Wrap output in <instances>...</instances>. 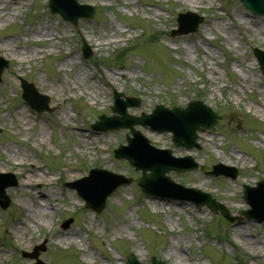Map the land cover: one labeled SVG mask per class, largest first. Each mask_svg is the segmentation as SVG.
<instances>
[{"label": "rangeland", "instance_id": "1", "mask_svg": "<svg viewBox=\"0 0 264 264\" xmlns=\"http://www.w3.org/2000/svg\"><path fill=\"white\" fill-rule=\"evenodd\" d=\"M4 1L0 57L9 65L0 80V173H13L18 185L6 189L11 202L0 209V264H32L21 251L43 242L39 260L45 264H127L129 253L144 264L152 256L166 264H264V222H229L206 207L146 197L137 185L141 172L113 157L117 146L126 145L128 130L90 129L99 115L112 114L113 91L140 100L139 107L127 109L134 116L155 105L204 103L220 119L213 129L198 132L200 149L175 148L169 133L135 128L151 146L198 163L194 171L168 173L173 181L210 194L231 215L248 209L243 185L264 179V77L251 51L264 50V17H254L238 0H79L93 5L95 14L73 27L50 14L47 0ZM187 10L203 15V23L193 34L171 37L177 14ZM82 40L91 53L86 59ZM87 72L97 80L86 78ZM19 78L48 97L51 113H36L21 100ZM147 133L168 135V146L155 145ZM218 163L237 169V177L205 174ZM91 168L131 179L106 199L99 214L64 187ZM34 171L52 180L46 178L44 187L33 178L24 184ZM41 189L50 193L57 211L24 234L13 232L15 223L30 220L28 207ZM244 221L252 224L240 228ZM64 235L71 240H59Z\"/></svg>", "mask_w": 264, "mask_h": 264}, {"label": "water", "instance_id": "2", "mask_svg": "<svg viewBox=\"0 0 264 264\" xmlns=\"http://www.w3.org/2000/svg\"><path fill=\"white\" fill-rule=\"evenodd\" d=\"M243 4V7L247 8L254 16L261 15L264 16V0H240ZM49 8L52 13L59 14L65 21L71 22L73 25H76L77 19L80 17L91 18L94 9L93 7L86 5H78L77 0H49ZM189 17V18H186ZM178 29L172 32L173 35H184L192 33L197 29L198 24L201 23L202 18L195 15H181L178 20ZM87 50V49H86ZM87 52V51H86ZM256 58L259 61L260 70L264 75V52L256 49L253 50ZM7 66L6 61L0 59V74L4 67ZM23 98L26 101L36 102L39 101L40 105L32 104L34 107H37L36 110L42 111L47 107V99L45 97H39L36 91L34 90L33 85H27L22 82ZM120 94H115V106L111 108L112 112L119 114L121 117L111 116L110 118L101 116L100 121L97 122L93 129L97 131H108V130H118V129H129L133 138L127 137V142L129 146L119 147L114 151V155L118 159H126L132 164L137 170L142 168V176L139 179V188L146 194L154 197L161 198H175L181 200H188L191 203H195L198 208L205 205L208 207L212 213L219 212L220 215H224L230 221H233L234 218L230 217L228 211L219 203H216L209 195L202 193L194 189H185L180 185L175 184L169 177L165 176V173L174 170L176 172L188 171L195 169L197 167L196 163L186 156L183 158H174L170 154L169 150L165 151H153L148 149V141L144 139L140 132L134 129V125L149 126L153 130L160 132H171L173 134V145L179 147L183 146L185 148L197 147L196 143V131L209 129L214 126L217 119L219 118L212 110L207 106L203 105L200 102H193L187 107V109H167L163 106H156L152 111V114L144 115L140 117L130 116L126 113V108L128 106L137 107L139 101L134 99H128V102L120 105L118 97ZM144 146L143 150L148 151L146 153H141L137 146ZM164 160V162L159 163L157 159ZM149 162L152 164V174L148 177L145 174V169L142 166H145V163ZM230 168L224 166L214 167V171L211 174L220 175L221 173L225 176H230L234 178L235 174L229 173ZM93 174H97L94 178H84L74 183L67 184L66 186L76 188L81 190L82 185L90 186L91 191L100 190L97 196H92L90 192L83 191L84 194L80 191L81 195L86 201V206L93 209V211L100 212L104 207V203L107 196H109L115 188L119 187L124 183H129V180L124 179L121 176H117L111 173L104 171H94ZM2 175H0L1 177ZM10 177L12 181L6 183L0 187V198H5L4 187L8 185H16V180L12 176ZM106 176L107 178L113 179L111 183L105 182L102 178ZM80 184V185H79ZM77 185H79L77 187ZM257 188L245 187L244 200L248 203L252 210L242 211L240 214L246 218H255L259 221H264V213L259 211L254 207V204L251 203L250 195L260 189H264V181H259L257 183ZM78 190V191H79ZM169 192L178 193L171 194ZM191 194V196H188ZM7 199V198H6ZM6 203H1L3 208L7 205ZM38 250H44V247H35L32 254H23L25 257L37 258ZM129 264H141L133 255L128 257ZM39 264V263H37ZM42 264V263H40ZM151 264H165L164 262L158 261L154 258H151Z\"/></svg>", "mask_w": 264, "mask_h": 264}, {"label": "bare ground", "instance_id": "3", "mask_svg": "<svg viewBox=\"0 0 264 264\" xmlns=\"http://www.w3.org/2000/svg\"><path fill=\"white\" fill-rule=\"evenodd\" d=\"M3 6H4V9H5L8 6V3L6 1H4V0H0V10H1V8H3ZM101 44L102 43L98 41L95 44V46H97V48H100ZM87 74H88V72L85 73V75H86L85 77L86 78L90 77L91 79L97 80V79H95V76H94L95 74L92 73L90 76H87ZM106 81H108V80H106ZM91 97H93L92 99L97 98L96 94L94 96L91 95ZM62 117H64V119L71 118L70 115L66 114L65 112H62ZM40 132H41V134H43L44 130L41 129ZM147 136L150 138L151 142L154 143L155 145L162 144L164 147L168 146V144L166 143V139L168 138V135H159L158 136V135H154L153 133H147ZM44 140H45V138L42 137V139L40 141L45 142ZM109 140H110V138H109ZM95 141H98V139L95 138ZM239 159H241V158L236 157V160H239ZM243 160H244V158H243ZM99 161H100V164L103 165L104 167L108 166L107 162L105 160L102 159V160H99ZM112 167L115 168V166L113 164H112ZM34 170H35V168H34ZM67 171H68V174H67L68 178H72V177L75 176V173H74L72 168H69ZM43 176L44 177H42V176H40L38 174H35V171H34V172H32L31 176L26 177L27 181H24L23 183L27 185L28 182H30V179L33 178L32 181L33 180H35V181L37 180L44 187V185H45L44 180L47 178L45 182H49L52 179L49 177V174H44ZM249 177H251V176H249ZM29 193H30V196H31V194L33 192H29ZM33 194H34V197L32 196L33 197V201H32V204L30 205V207H28V204L24 203V207L25 208H27V207L30 208V211L28 209V212L29 213L31 212L30 213L31 215L28 216L30 218V220H26L25 219V220H22V221H18L17 223H15L13 225L12 231L16 232L17 234L18 233L24 234L28 230L32 229V227L39 226L40 223H43L45 220H47V218H50L53 215L54 211H57V208H54V206L51 203V200H53V198H52V196H50L49 192H45V191H43L41 189L39 191H36ZM43 202H46V203H43ZM70 202L71 201H68L66 203L69 204ZM251 224H252V222H250V221H244V222H242L240 224V228H242L244 225L245 226H249ZM61 239H69V240H71V237H68L67 235H64L62 238H59V240H61ZM255 241H257V240L255 239ZM173 247H174L173 245L170 246L169 254L172 253ZM174 250L177 251L176 248ZM177 258H179V260H181V261L184 260L181 255H179V256L177 255Z\"/></svg>", "mask_w": 264, "mask_h": 264}]
</instances>
